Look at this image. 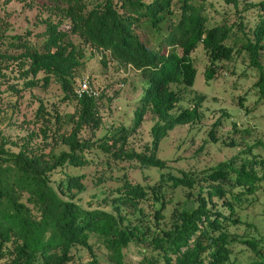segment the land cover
<instances>
[{
    "label": "trees",
    "instance_id": "trees-1",
    "mask_svg": "<svg viewBox=\"0 0 264 264\" xmlns=\"http://www.w3.org/2000/svg\"><path fill=\"white\" fill-rule=\"evenodd\" d=\"M10 1L0 0V123L16 124L24 113L22 123L39 127L11 140L0 126V264H102L97 249L112 264H127L132 243L148 264H264V233L241 214L264 192L258 170L264 163L253 152L261 139L248 144L244 129L239 142L231 141L240 145L235 155L199 172L177 173L158 155L169 130L200 116L201 99L187 96L199 45L207 81L243 54L259 69L264 90V0H28L38 18L22 31L9 19ZM254 8L262 10L255 18ZM88 45L103 51L104 61L108 53L148 79L131 124L105 125L103 92H75ZM53 84L61 88L53 99L38 91ZM185 98L192 105L174 111ZM73 103L74 110L64 109ZM147 110L155 118L153 139L142 149L130 147ZM223 122L218 117L208 131L214 143ZM86 129L93 135L84 137ZM91 149L104 152L107 162L156 167L159 177L118 173L103 196L109 206H86L76 196L87 189L88 175L72 169L92 162ZM241 224L244 232L233 229ZM244 251L250 254L240 260Z\"/></svg>",
    "mask_w": 264,
    "mask_h": 264
},
{
    "label": "rangeland",
    "instance_id": "rangeland-1",
    "mask_svg": "<svg viewBox=\"0 0 264 264\" xmlns=\"http://www.w3.org/2000/svg\"><path fill=\"white\" fill-rule=\"evenodd\" d=\"M7 6L13 10L9 19L14 25L15 31H22L29 25H33V22L38 18L39 8L35 5L30 7L28 0H11ZM220 7L223 8L224 5ZM261 11L254 8L250 11L253 14L250 13V15L255 18ZM0 14H5L3 9L0 10ZM233 17L232 14L229 16L230 19ZM76 39L78 40V38ZM193 57L197 66V74L194 84L187 89V96L191 94L201 99L200 116L193 122L178 124L169 130L160 142L158 155L166 159L169 166L173 167L177 173H181L180 169H193L199 172L200 169L235 155L239 151L240 145L231 144V141L239 142L245 133L244 129H248L249 134L251 133L248 144L258 143L260 139L262 141L261 144L254 146L253 152L264 163V90L258 84L259 69L251 65L247 59L244 60L243 54H238L234 58L224 61L216 77L207 81L204 70L208 60L203 45H199L193 51ZM103 58V51L88 45L87 61L82 75L76 80V85L82 77L88 76L92 85L99 92L104 93L101 112L105 125L121 121L131 124L138 102L148 87V79L131 65H119L108 53L105 61ZM38 91L53 99L52 95L60 93L61 88L53 84L46 91L41 89ZM188 102L187 98L179 101L174 111H179L181 107L188 105ZM63 107L66 110H74V103L66 104ZM24 115V113L19 114V118H17L19 122L16 124L0 123L3 132L9 139L26 137L31 131L38 129L39 125L35 122L25 121L22 123ZM27 115L29 116V114ZM218 117H221L224 122L218 128L219 142L214 143L208 135V131ZM154 121L153 113L147 110L143 120L130 136V147L142 149L152 141L151 127ZM105 131V128L102 127L93 135L90 130L86 129L82 131V135L97 137ZM8 145L16 149L13 143ZM89 155L92 156V162L72 169L76 172H86L88 175L87 189L76 196V199L86 206H109L104 205L103 196L107 195V190L114 184V179L111 177L118 173L128 172L133 180L141 181H153L159 177V170L153 166H137L138 164L132 160L107 162L105 153L99 149L94 151L91 149ZM258 170L264 171V165H259ZM98 179L101 180L99 184H97ZM241 214L247 221L256 222L258 230L264 233V192L251 206L242 210ZM245 228L246 224L233 227L237 232H244ZM235 247L236 251L241 248V244ZM97 251L102 264H112L104 251L100 249ZM144 252L141 246L132 243L125 248L126 263L148 264L143 260ZM249 254V251L239 252L238 257L242 260ZM163 263L164 260H161L159 264Z\"/></svg>",
    "mask_w": 264,
    "mask_h": 264
},
{
    "label": "built area",
    "instance_id": "built-area-1",
    "mask_svg": "<svg viewBox=\"0 0 264 264\" xmlns=\"http://www.w3.org/2000/svg\"><path fill=\"white\" fill-rule=\"evenodd\" d=\"M75 92L78 97H82L84 95H97L99 91L92 85L90 78L88 76H84L78 82Z\"/></svg>",
    "mask_w": 264,
    "mask_h": 264
}]
</instances>
